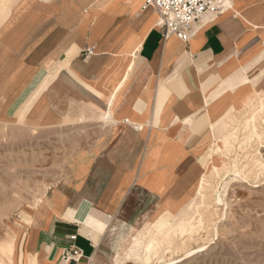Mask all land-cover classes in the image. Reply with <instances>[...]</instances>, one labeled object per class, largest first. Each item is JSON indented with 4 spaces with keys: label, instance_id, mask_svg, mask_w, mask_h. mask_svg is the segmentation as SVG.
<instances>
[{
    "label": "crops",
    "instance_id": "1",
    "mask_svg": "<svg viewBox=\"0 0 264 264\" xmlns=\"http://www.w3.org/2000/svg\"><path fill=\"white\" fill-rule=\"evenodd\" d=\"M121 1L0 0L1 101L20 106L53 77L44 117L30 120L83 128H71L82 140L51 205L23 212L21 249L36 264H113L112 219L135 196H152L158 211L182 181L195 188L184 156L202 164L212 122L264 93V0H228L192 23L187 41L166 36L159 16L150 25L147 0L135 10ZM71 248L81 257L65 260Z\"/></svg>",
    "mask_w": 264,
    "mask_h": 264
},
{
    "label": "rangeland",
    "instance_id": "2",
    "mask_svg": "<svg viewBox=\"0 0 264 264\" xmlns=\"http://www.w3.org/2000/svg\"><path fill=\"white\" fill-rule=\"evenodd\" d=\"M132 1L126 0V3ZM136 2L137 8L143 0ZM147 10L157 15L151 8ZM35 92H32L30 98L33 100L34 97V100L24 117L19 115V109L24 104L9 106L6 99L5 102L0 99V242L24 227L29 228L30 225L22 219L26 207L36 208L37 213L40 207L45 209L48 206L43 198L36 201L37 197H42L45 191L48 195L54 186L66 180L69 159L74 155L72 146L80 144L82 140L78 132L71 129H83L82 126L70 127L67 121L58 124L49 122L46 125L43 120H30L37 118L38 113L43 118L45 113L43 109L40 111L44 105L43 93L40 88ZM263 105L264 93H260L239 112L227 113L220 124L218 121L212 122V136L198 150L205 152L201 157L202 164L211 167L210 161L216 158L220 164L224 162V169L227 167L231 170L234 163L236 168L242 169L245 161L248 166L243 168L244 176L228 184L222 201L213 195L214 188L224 184L225 178L228 180L232 174L226 176L222 167L220 173L210 171L204 177L210 181V188L203 200L200 196L197 198L199 204L193 230L183 233L178 230L179 234L168 236L156 231L155 224L163 211L156 210V203L150 196H135L134 202L126 211L114 217L106 230V223L96 225L99 230H105V240L109 244L107 253L113 264H116V256L127 258L125 264H160L173 258V264H264V163L259 166L260 161L264 162V137L259 138L255 134L256 131L262 132L264 127ZM79 111L84 114L83 108L80 107ZM254 114L256 119L250 118ZM229 135L232 137L228 144L225 141ZM195 154L184 156L183 161L186 160L184 163L190 166L189 176L195 177L197 186L198 179L205 175V168L196 162ZM223 176L226 177L223 179ZM189 182L182 181L179 188L169 191L170 196H161L159 204H163L167 197L175 203L187 195L192 198L194 188L187 189ZM175 213L179 214V209ZM177 221L175 217L170 227L177 229ZM148 231L161 239L149 260L145 262L140 256L145 254L143 247L150 233L141 240L135 254L127 257L134 237Z\"/></svg>",
    "mask_w": 264,
    "mask_h": 264
},
{
    "label": "bare ground",
    "instance_id": "3",
    "mask_svg": "<svg viewBox=\"0 0 264 264\" xmlns=\"http://www.w3.org/2000/svg\"><path fill=\"white\" fill-rule=\"evenodd\" d=\"M112 2V0H96V3L95 6H99L101 8H104L106 6H108L110 3ZM126 2V0H122L121 3L124 4ZM144 2V0H143ZM131 6L132 10H135L136 9V5H137V2L136 0L132 1L131 3H127ZM143 4V3H142ZM228 5V1L226 2L225 6L223 7V9ZM118 6V5H117ZM145 8H151L153 9V11L155 12V15L157 14L158 15V12L155 10V8L152 6V5H146ZM143 13V12H142ZM157 15L154 16L152 15V19H150V25L152 24H156L157 22ZM125 19V18H124ZM160 21V20H159ZM124 22V21H123ZM149 25V26H150ZM149 28V27H148ZM147 33V31H146ZM144 33H142L143 35ZM144 37V36H143ZM166 41V40H165ZM140 47V46H138ZM137 51V50H136ZM174 53V52H173ZM136 56V55H135ZM168 58V57H167ZM168 63V62H167ZM53 77H51L47 82H44L40 89H41V92L43 93L45 88L47 87V85L50 83V81L52 80ZM38 90V89H37ZM36 90V91H37ZM36 93V92H35ZM3 93H1L0 97L2 98L3 97ZM33 100H34V97H33ZM33 100H27L24 105L19 109V115L22 117H24L26 115V113L30 110V106L32 105L33 103ZM27 107H26V106ZM2 110H4V108H2ZM5 111V110H4ZM261 113L264 114V105L261 107ZM81 117V116H80ZM250 118H253V119H256V115L254 114L253 116H251ZM212 126V124H211ZM194 132V131H193ZM195 133V132H194ZM199 133V132H198ZM197 133V134H198ZM255 134L260 138L261 136L264 137V127H263V130L262 132H258L256 131ZM200 135V134H199ZM230 136V135H229ZM254 136V135H253ZM231 137L230 136L229 138L226 139L225 143H230L231 142ZM223 138V137H222ZM244 142L243 140H240V142ZM148 150H149V147H148ZM145 152V151H144ZM224 155L226 154L225 152H223ZM235 153V152H234ZM223 155V156H224ZM257 158V157H256ZM255 158V161L257 159H260V158ZM186 161V160H184ZM190 161V160H189ZM208 161V160H207ZM212 164H211V167L206 165L205 163L203 164V167L205 168L204 172H205V175L201 176L199 179H198V182H197V186L193 189L194 193H193V197L190 198L188 196H191V195H187V197H182L181 199H179L178 202H174L172 198L170 197H167V199H165L163 202V204H159L161 207L160 210H162L163 212L159 215V218L155 224V228L157 229L156 231H158L160 234H164L166 236L168 235H175L176 234H179L177 231L180 230L181 233H183L185 230H193L194 227V221L195 219L197 218V206H198V202H197V198H199V196L201 197L200 199H204L208 193V189L210 188L208 185V182H210L207 178V180L204 178L205 176L208 175V173L210 171L214 172V173H220V169H224V162H222L220 164L219 160L216 159V158H213L212 161H210ZM261 162V161H260ZM259 162V166L263 165V161L260 163ZM192 163V162H191ZM257 163H258V160H257ZM248 162L245 161V165L243 168L246 169V166ZM188 165V164H187ZM236 164L234 163L233 164V167H231L232 169L230 170L229 168H226L224 169V174H232V176H228V180L227 178H225V181H224V184L220 185V186H216L214 188L215 190V193L213 194L214 196L217 197V199L219 201H222V196H224L225 194L223 193H226V188L228 187V184L231 182V181H234L236 180L237 177L243 175V171L245 172V169H240V168H236ZM263 167V166H262ZM249 168V167H248ZM260 168V167H259ZM260 170V169H259ZM203 172V173H204ZM226 176H223L222 178L224 179V177ZM242 176V177H243ZM243 178H247V177H243ZM237 182V181H236ZM258 182V181H257ZM139 187V186H138ZM208 187V188H207ZM228 189V188H227ZM148 191V189H147ZM150 191V190H149ZM149 193V192H148ZM189 194V193H188ZM42 197H37V200L38 201L40 198H43L45 202H47L48 204L51 205V202H52V198L53 196H48L46 191L41 194ZM170 196V195H169ZM184 196V195H182ZM152 196H150V199H151ZM153 198V197H152ZM131 200V198H130ZM186 202H188L187 204V207L185 208L184 205L186 204ZM36 203V202H35ZM201 206V205H200ZM179 209V214L178 213H175V210H178ZM185 209V210H183ZM29 211L28 207H26V209L24 210V213L27 214V212ZM177 217L178 218V221L176 222L178 224V228H174V227H170L171 223H172V220ZM204 221V220H203ZM202 222V221H201ZM23 223V222H22ZM118 224V223H117ZM23 225H25L23 223ZM173 226V225H172ZM191 226V227H190ZM188 227V228H187ZM131 228V227H130ZM26 229V227H24V229H22L21 231H16L13 235L7 237L3 242H0V264H36V261L35 260H32L29 258V260L26 258V256L24 255L23 253V250L21 249V246H22V241L24 239V236H25V232L24 230ZM128 233V232H126ZM141 233V232H140ZM150 233V235L148 236V239H147V242L146 244L144 245L143 247V250L145 251V254L144 256H140L141 258H144L145 259V262L149 260V257H150V254L151 252L157 247V245L160 244L161 242V239L154 235L152 232L148 231L147 233L144 234V232H142L139 236H135L134 237V243L132 245V247L130 248V251L129 253L127 254V257L129 256H132L135 254L136 252V248L137 246H139V244L141 243V240L147 236V234ZM123 235V233H122ZM121 238V237H120ZM169 238V237H168ZM208 244V243H207ZM120 247V246H119ZM142 251V250H141ZM192 251V250H191ZM116 252V251H115ZM193 252V251H192ZM191 253V252H189ZM30 254V253H29ZM175 259L173 258L172 260L170 261H166V262H163V263H160V264H173L175 262H173ZM127 261V258L125 259H122V257L120 256H116L115 257V260L114 262L116 264H125Z\"/></svg>",
    "mask_w": 264,
    "mask_h": 264
},
{
    "label": "built area",
    "instance_id": "4",
    "mask_svg": "<svg viewBox=\"0 0 264 264\" xmlns=\"http://www.w3.org/2000/svg\"><path fill=\"white\" fill-rule=\"evenodd\" d=\"M228 0H147L158 12L166 36L176 35L187 41L188 27L209 10L222 12ZM82 251L71 248L64 253V259L81 257Z\"/></svg>",
    "mask_w": 264,
    "mask_h": 264
}]
</instances>
